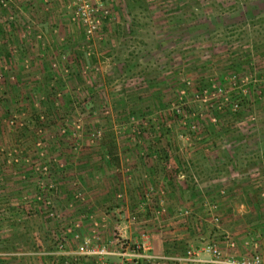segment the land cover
<instances>
[{
	"label": "rangeland",
	"instance_id": "1",
	"mask_svg": "<svg viewBox=\"0 0 264 264\" xmlns=\"http://www.w3.org/2000/svg\"><path fill=\"white\" fill-rule=\"evenodd\" d=\"M39 1L0 0V264H205L187 251L227 240L264 261V0H101L91 34L82 0ZM26 143L36 156L21 166ZM141 162L153 169L129 217L177 222L165 253L148 250L173 257L162 262L134 259L114 223L85 215L90 193L116 208ZM85 242L109 253L79 254Z\"/></svg>",
	"mask_w": 264,
	"mask_h": 264
},
{
	"label": "crops",
	"instance_id": "2",
	"mask_svg": "<svg viewBox=\"0 0 264 264\" xmlns=\"http://www.w3.org/2000/svg\"><path fill=\"white\" fill-rule=\"evenodd\" d=\"M67 34H68L67 38L68 37L75 38V35H73L72 33L67 32ZM20 147L22 148V154L20 155V163H22L21 164V166H22L23 164H26V162L29 161V159L32 160L36 156V153H35L36 150H35L33 144H31V143L30 144H28V143L22 144ZM56 150H57V148L55 149V146H53V147L49 146V148H48V151H50L51 153L52 152L54 153ZM89 160H91V159H89ZM141 163H142V168H138L137 169L135 167L137 170L133 171L132 177L129 179V181L124 182V183H126L125 184V187H126L125 188V192H126L125 198L122 201H119V203H118V201H116L115 203H117L118 206L116 208H113L112 210H110V213H104L103 212V210L105 208L104 207L105 200H107V199H106V195L105 196H100L101 194L99 192L98 193H94V194L90 193V195L88 196L87 201H86V202H89L87 204V210L84 208V210L87 212V213H85V215H87V216L89 214H91L92 211H95V215H96L95 219L100 220V225H101L100 229L105 228V229H102V230H106V232H108L107 229L109 228V226L113 225V223H114L115 224L114 226L120 231V235L122 237L128 239L132 243H136V242L140 241V236L139 235L142 232V230L136 229V226H134V224H133L134 222L132 220V217H131V219L129 217L131 214L134 213L133 211L137 207L136 206L137 205V203H136L137 201L136 200H138V199H137V195H135V193L138 192L136 188L139 185L138 182H137L139 180L137 178H139L138 176L142 172L146 171V166L150 167V165H149L150 163L149 162H146V164H144L143 162H141ZM19 164H16V166L17 165L19 166ZM224 166L226 167V165H224ZM227 166H229V165H227ZM150 168L153 169L152 166ZM154 173L155 174L153 176H151L152 180H154V181L155 180L157 181L161 176L164 175V173L162 174V172L159 169L158 165L155 166ZM116 179H118V181H119V177L114 178V180H116ZM122 180L125 181L124 178ZM140 184H141V182H140ZM21 193H23L22 185L18 184V186L15 187L14 191L11 192L10 194L19 195ZM168 193H169L168 194L169 197L171 198L170 201L171 202L175 201V197L173 196V194H170V192H168ZM172 193H174V192H172ZM165 198H166V196H165ZM121 209H123V210H121ZM172 209H173V204L170 207V210H172ZM106 211H108L107 208H106ZM72 212L74 214L75 210H73ZM112 216L117 217V219L115 218L116 221H115V219H113V220L111 219ZM126 216L129 219L128 218L126 219ZM87 218L88 217L85 218V221H84L85 224L82 226V232H85L86 234L91 233V231H92L91 226L92 225H90V223L93 224V222H87ZM145 222H149V220H145ZM96 223H98V221L94 222V224H96ZM175 223H177V222H171L170 221L168 223H165V221H164L163 224H162V229H160L161 228L160 225H159L160 228H158V226H156L155 223L152 226H149L148 223L145 224V226H144L146 228L145 230L148 231L147 232V234H148L147 241H148V244H149V247H150L149 250L152 253H154L157 256L165 253L166 232H167L166 231V225L175 224ZM6 226L9 227L8 229H6V231H10V230H13V229L19 230V228H16V227L14 228L12 226H8V224ZM19 231H34L33 233L35 234L36 230H35V226H32L31 223H28V224H25V226L21 227V229ZM103 238H105V240L103 242L106 243L107 238L105 237V235H104ZM35 240H36V245L37 246L40 245V243H41L40 240L39 239H35ZM114 241L115 240L111 239L110 243H114ZM24 243L25 242H22L23 246H24ZM103 245L104 244L102 243V246ZM218 246L221 248V250L223 252L234 254L237 257H242V256H240V252H238L237 249H235V247L231 248V247L228 246L227 241H225V242L224 241H220ZM106 247L108 248V245H106ZM202 254H203L204 257H206V258H204L205 260H207L209 258L208 254L206 252H203ZM244 257H247V256H244ZM100 258H102V257H99V259ZM21 261L24 262V264H31V262H30V260H29V258L27 256L22 257ZM37 262L40 263V264H48L49 259L45 258V257H42V256H39V259H37ZM205 264H209V263H205Z\"/></svg>",
	"mask_w": 264,
	"mask_h": 264
},
{
	"label": "built area",
	"instance_id": "3",
	"mask_svg": "<svg viewBox=\"0 0 264 264\" xmlns=\"http://www.w3.org/2000/svg\"><path fill=\"white\" fill-rule=\"evenodd\" d=\"M81 1V0H80ZM91 2H86L82 0V6L81 7H87L85 9H82L79 7V20L82 21V23L86 27V32L88 34H91L93 30H95L98 26H100L102 20L106 17L108 14V10H104L103 8L105 7L103 4H101V0H91ZM3 0H1V3ZM89 8L91 9L92 13L89 14ZM96 12V14H95ZM98 12V13H97ZM40 197L38 196L37 199ZM164 210V209H162ZM163 211L156 210V217L160 214H162ZM132 220L134 223L137 222L136 216L132 217ZM216 220V218H215ZM78 224H76L77 226ZM96 225V224H95ZM140 241L133 243L132 244V250L131 253L129 254L132 256L134 259H138L141 263L145 262L147 263L148 261L158 258V262H162L161 260H166V259H171L173 257H170L168 255L165 256H160V257H155L152 256L151 254H148V250L150 249L147 238L148 234L146 230H142L140 233ZM74 237L77 239L79 237V234L76 233L74 234ZM114 244L119 247H123L124 244L126 243L123 240H120V238H115L113 239ZM87 242H85L83 245H81L78 248V253L79 254H84V255H89V254H97V255H107L109 252L104 248V247H94L91 248L90 250L87 247ZM227 244L229 247L234 248L235 247V242L234 240H227ZM65 246L64 243L59 241L58 243V248L59 250L63 249ZM209 256L207 260L204 258L199 257V251L198 252H191L187 251V258H185L188 261L191 262H202V263H209V264H264L263 258L259 254H254L251 256L247 257H237L234 254L226 253L221 250L219 246L216 244H211L208 245L207 248L204 250ZM124 252H118L119 255L123 254ZM174 259L180 260V258L174 257Z\"/></svg>",
	"mask_w": 264,
	"mask_h": 264
}]
</instances>
